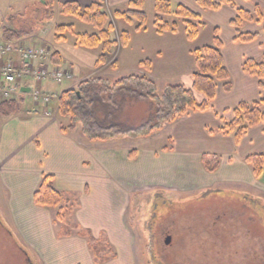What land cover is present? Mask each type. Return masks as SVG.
<instances>
[{
    "label": "rangeland",
    "instance_id": "1",
    "mask_svg": "<svg viewBox=\"0 0 264 264\" xmlns=\"http://www.w3.org/2000/svg\"><path fill=\"white\" fill-rule=\"evenodd\" d=\"M45 2L47 5L43 4ZM49 5L51 16L46 17ZM114 11L110 9L108 12L105 7L107 23L112 27L110 38L116 44L108 60L101 64V70V65H93L99 48L90 49L78 45L74 35L68 31L64 32L62 40H57V25H72L73 32L79 34L95 33L96 30L75 16L60 13V5L54 0H0V38L3 28H10L15 31H29V35L21 37L26 43L43 44L52 53L54 45L62 47L64 57L76 64L72 67L74 78L60 84L49 79L43 80L40 83L41 88H48L49 91H46L49 93L59 94L68 86L67 90L79 92V85L87 80L101 79L102 84L111 85L127 75H140L137 70L142 69L137 61L146 59L154 60L155 79L151 89L156 99L162 97L168 85L189 87L191 68L195 67L191 49L210 45L213 27L204 21L206 26L199 30V37L190 42L186 39L184 25L179 19L174 20L178 21L180 29L176 34H157L152 26L153 7L147 30L146 24L143 29L135 30V22L127 24L116 18L113 22L109 16L110 13L113 16ZM123 32H127L128 42L131 41L127 48L122 46ZM157 50H161L162 58H156ZM118 58L125 65L115 75ZM112 59L116 62L115 66L112 67L111 62L104 67ZM28 82L34 87V81ZM23 101V107L33 104L29 96ZM54 101L49 108L58 110L57 100ZM40 106L43 107L42 104ZM149 107L148 99L140 98L125 106L120 117H128L131 122L139 123ZM52 116L60 119L64 128L71 122L69 117L62 118L58 111L52 113ZM167 124L163 122L160 130L147 136L140 129L107 139L106 141H112L105 142L103 147L113 149L114 152L110 156L104 154L100 173L96 169L94 171L93 176L98 174L102 181L98 184L100 186L90 184L88 195L78 191L77 187L70 193L64 192L62 203L56 208L57 214L60 207L65 210L68 207L65 223L87 228L95 238H99L101 233L104 234L116 253L109 264H264V204L260 201L243 200L231 193H222L219 196H210L209 192L194 195L189 189L162 188L147 192L149 187L138 184L136 186L141 191L133 189V181L140 176L153 178L155 170L158 174L171 175L170 173L177 170L174 164L182 163V157L175 154L161 156L158 153L156 156L151 155L152 158L146 154V149L158 150L168 145ZM76 128L80 132V121ZM122 148L125 152L143 148V152L138 161L129 162L131 160L127 161L117 152ZM170 161L173 164L163 166ZM183 162L187 161L183 159ZM88 175L92 179V172ZM2 191L0 204L6 205L9 195L3 189ZM51 211L54 213V210ZM10 213L9 209L7 212L0 207V264H41L39 256L33 254L16 225L6 219L11 216ZM9 219L12 222L10 217ZM55 226L58 235L62 224L57 223ZM70 236L78 237L77 230ZM168 236L169 243L165 244Z\"/></svg>",
    "mask_w": 264,
    "mask_h": 264
},
{
    "label": "crops",
    "instance_id": "2",
    "mask_svg": "<svg viewBox=\"0 0 264 264\" xmlns=\"http://www.w3.org/2000/svg\"><path fill=\"white\" fill-rule=\"evenodd\" d=\"M54 1L59 5L68 1H76L84 7L93 0ZM104 1L109 9L124 10L129 0ZM233 2L238 7L247 10H253L255 5L260 7L263 13L262 22H246L242 26L243 32H258L257 39L251 42L235 40L236 33L229 25L235 11L227 5H222L217 10H209L199 7L196 0H170L172 9L179 4L184 5L195 12L201 22L206 21L207 25L210 24L213 29H217L221 40L224 64L230 75L231 87L229 91H225L222 84L218 83L216 95L208 110L190 112L167 124L168 145L158 150L146 149V154L150 158H152L151 155L156 156L158 153L161 156L175 154L182 157V163L174 164L177 170L170 173L172 176L158 174L157 170H155L153 178L140 176L133 181V189L141 191V188L136 186L138 184V186L149 187L147 192L162 188L172 190L175 188L178 190L189 189L194 195L206 192H209L210 196L231 193L236 198L240 196L243 200L250 199L252 202L260 201L261 204H264V168L260 177L256 178L250 165L245 161L248 155L264 151V122L249 128L238 141L234 140L233 134H224L219 130L224 122L232 119V110L239 102L260 101L259 107L264 114V89L259 87L258 79L247 75L241 69L242 62L246 58L262 59L264 53L262 45L264 44V0H233ZM153 6L154 0H145L147 15L145 30L151 23L149 14L152 12ZM169 19L176 20L173 16H170ZM177 22L178 31L180 29ZM206 23L204 22L205 26ZM200 33L199 31L197 37L190 42H194ZM130 42L125 48L129 47ZM53 47L59 65L71 69L76 65L64 57L62 47L59 45ZM98 48L99 51L93 60V65L101 52L100 47ZM157 54L156 58L163 57L161 50H157ZM121 61L123 60L118 58L115 75H118L121 66L125 65L124 61ZM140 61L142 60H138L137 63ZM139 68L142 70L138 69V74L145 75L154 81V60H151L149 71L142 67ZM192 68L191 75L196 70L194 67L192 71ZM46 89L49 91L48 88ZM26 96L22 95L23 100L26 99ZM24 103L25 101L21 104L18 113L0 117V194L3 195V189L9 195L6 205L0 204V207L3 211L8 212V209L11 211V216L6 219L9 223L16 225V229L22 233L23 239L34 252L33 254L36 257L39 256L41 264H94L86 239L79 236L62 238L59 234L56 235V226L53 222L56 208L35 205L33 193L39 186L43 175H52L54 188L63 195L64 192H72L74 187L88 195L91 189L90 184L100 186L98 184L102 182L98 174L97 176L93 175L95 169L100 173L99 168L104 161V156H110L114 152L113 149L103 147L112 140L90 142L80 134L77 128L63 132L61 130L64 128L62 121L53 117L52 114L50 116L43 115L44 107L32 103L23 107ZM53 113H57V110H54ZM6 122H8L7 126ZM95 146L97 147L95 148ZM135 150L134 158H129V152H125L124 148L117 152L127 161L136 162L140 159L143 148ZM203 154L216 155L218 166L214 171H207L204 168L201 162ZM183 159L187 162H183ZM170 163L173 164V161L166 162L163 166L166 167ZM90 172H92V179L88 178ZM51 210H54V213H51ZM109 262L110 260L104 264H109Z\"/></svg>",
    "mask_w": 264,
    "mask_h": 264
},
{
    "label": "trees",
    "instance_id": "3",
    "mask_svg": "<svg viewBox=\"0 0 264 264\" xmlns=\"http://www.w3.org/2000/svg\"><path fill=\"white\" fill-rule=\"evenodd\" d=\"M47 5V2L43 3ZM196 4L204 9L217 10L222 5H227L235 11L234 17L229 21V25L236 33L235 40L239 42H251L258 38V32H243L242 26L246 22L261 23L263 13L258 5L253 10L238 7L233 0H196ZM46 17L51 16V5ZM154 16L152 26L157 34L176 33L177 24L169 21L173 16L179 19L185 30L188 41L194 40L204 22L199 20V16L190 8L184 5H177L171 8L170 0H154ZM60 13L71 15L80 21L90 24L95 33H74L72 25H57V40L64 38V32L68 31L74 35L76 43L85 48L95 49L100 47L101 52L95 64H102L108 60L111 50L116 44L110 38L111 25L107 23V13L105 12L104 0H93L89 5L82 7L76 1H68L60 4ZM113 16L127 24L136 23L135 30L143 29L147 15L145 12V0H129L124 10H115ZM29 31H15L10 28H3V39H19L29 35ZM122 46L128 43L127 32L121 33ZM264 46V44H262ZM194 57L196 70L191 75L189 87L183 85H168L165 87L162 97L156 99L151 87L153 81L145 75H127L117 79L111 85L102 84L99 80H87L79 85L81 91L65 90L58 94V113L62 117H69L71 122L63 132L76 129L78 121L81 123V135L90 142L106 141L116 135H125L143 129L144 136L158 131L162 128L163 122L172 123L176 119L188 115L190 112H203L208 110L212 100L216 95L218 83L222 84L225 91H229L230 75L224 64L221 52V40L217 29H213L212 43L204 45L191 51ZM52 62L59 64L57 54L53 53ZM116 62L112 63V67ZM138 65L149 71L151 61L149 59L140 61ZM241 69L249 76L258 79V85L264 89V53L261 60L246 58L241 65ZM199 95V96H198ZM140 98L148 99L150 107L144 118L139 123L131 122L126 117H120L124 113L125 106L130 102L138 101ZM22 97L17 99L0 100V117H8L20 111ZM260 101L239 102L232 110V119L224 122L219 128L224 134H233L235 141L240 140L246 131L262 122L264 114L260 110ZM135 150L128 153L129 158H134ZM250 165L254 177L258 178L264 168V151L250 154L245 158ZM201 162L207 171H214L217 168L216 155L203 154ZM52 175H43L39 186L33 193V203L37 206L57 208L61 205L63 195L53 186ZM67 199L65 203H67ZM54 217V224H62L59 235L70 236L77 230V235L85 238L87 247L92 254L94 264H104L114 258L116 253L104 234L95 238L89 229L79 228L74 224H67L66 216L68 207L58 209ZM65 210V211H64Z\"/></svg>",
    "mask_w": 264,
    "mask_h": 264
},
{
    "label": "built area",
    "instance_id": "4",
    "mask_svg": "<svg viewBox=\"0 0 264 264\" xmlns=\"http://www.w3.org/2000/svg\"><path fill=\"white\" fill-rule=\"evenodd\" d=\"M106 10L110 9L105 5ZM114 22V16H109ZM53 53L45 45L28 44L23 38L3 39L0 38V97L1 99H17L20 95V89L24 86H30V92L27 94L34 105L42 104L43 115L50 116L52 109L49 108L54 100H57L58 94H52L42 90L40 83L43 80L60 84L63 81H72L74 78L71 68L56 65L52 62ZM116 59L115 56L112 57ZM110 60L105 65L111 62ZM103 69L102 65L99 70ZM29 80L34 81V87Z\"/></svg>",
    "mask_w": 264,
    "mask_h": 264
},
{
    "label": "water",
    "instance_id": "5",
    "mask_svg": "<svg viewBox=\"0 0 264 264\" xmlns=\"http://www.w3.org/2000/svg\"><path fill=\"white\" fill-rule=\"evenodd\" d=\"M20 92H21V93H29V92H30V87H22V88L20 89ZM169 240H170V237H169V236L166 237V239H165V244H168V243H169Z\"/></svg>",
    "mask_w": 264,
    "mask_h": 264
}]
</instances>
